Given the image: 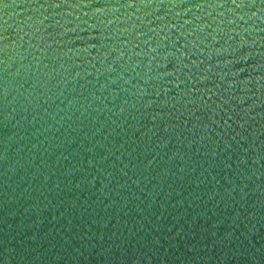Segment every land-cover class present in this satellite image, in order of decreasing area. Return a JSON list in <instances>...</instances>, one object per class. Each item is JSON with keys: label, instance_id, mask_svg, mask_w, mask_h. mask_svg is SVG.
<instances>
[{"label": "water", "instance_id": "1", "mask_svg": "<svg viewBox=\"0 0 264 264\" xmlns=\"http://www.w3.org/2000/svg\"><path fill=\"white\" fill-rule=\"evenodd\" d=\"M0 264H264V0H0Z\"/></svg>", "mask_w": 264, "mask_h": 264}]
</instances>
